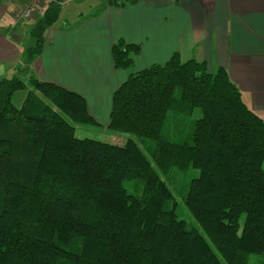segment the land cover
<instances>
[{
  "label": "trees",
  "instance_id": "obj_1",
  "mask_svg": "<svg viewBox=\"0 0 264 264\" xmlns=\"http://www.w3.org/2000/svg\"><path fill=\"white\" fill-rule=\"evenodd\" d=\"M63 2L44 5L20 69L41 53ZM139 52L115 40V69H130ZM25 88L16 107L12 97ZM195 108L202 115L192 140H166L168 113ZM75 124L98 125L79 93L35 76L0 78V264H249L251 255L264 257V120L225 68L175 52L119 85L107 127L151 140L148 153L132 138L121 146L78 137ZM190 167L199 175L184 203L197 226L178 217L164 178ZM132 180L134 191L126 186Z\"/></svg>",
  "mask_w": 264,
  "mask_h": 264
},
{
  "label": "crops",
  "instance_id": "obj_2",
  "mask_svg": "<svg viewBox=\"0 0 264 264\" xmlns=\"http://www.w3.org/2000/svg\"><path fill=\"white\" fill-rule=\"evenodd\" d=\"M27 1L15 2L12 17ZM9 10L0 0V78L27 72L75 91L99 125L108 126L114 91L131 73L165 63L175 52L182 61L194 58L211 70L225 68L244 102L264 120V0H139L126 7L103 6L73 25L49 28L41 53L23 70L27 47L1 24ZM119 38L140 46L128 70L113 64L111 48Z\"/></svg>",
  "mask_w": 264,
  "mask_h": 264
},
{
  "label": "rangeland",
  "instance_id": "obj_3",
  "mask_svg": "<svg viewBox=\"0 0 264 264\" xmlns=\"http://www.w3.org/2000/svg\"><path fill=\"white\" fill-rule=\"evenodd\" d=\"M49 1L50 0H44V3L47 4ZM15 2H18V0H2V3H5L10 7V10L1 24L5 27L8 25L13 33H17L22 37L23 40L21 45L24 47L32 46L35 41L31 36V30L42 16V9L44 8L43 6L42 8H39L30 21H20L11 15ZM106 2L107 0H64L59 18L52 27L73 25L78 21V19H84L91 14L97 13L103 6L106 5ZM19 75L25 82H28L30 79V74L27 72H22V74ZM14 76V73H10L5 77L12 78ZM27 95L28 89L25 88L17 90L12 97V103L16 107H20ZM176 96H179V91L176 92ZM201 115L202 112L199 108L192 109L191 111L171 110L167 115L163 127V137L166 140L177 143H181L186 140L191 141L196 121L201 117ZM66 119L72 122L68 117H66ZM75 126V134L81 138H94L121 146L125 145L129 138H132L140 146H142L147 153L149 152V148L154 146V142L151 140L143 139L128 132L114 131L99 124H75ZM198 175L199 170L190 167L186 172L175 170L164 176L167 184L170 186L175 195L171 206L174 207L178 217L184 219L189 226H197L198 224L193 215L187 209L184 203V198L190 189L191 180ZM136 183L137 182L134 180L127 181L126 186L130 191H134V185ZM249 264H264V257L258 254L251 255Z\"/></svg>",
  "mask_w": 264,
  "mask_h": 264
},
{
  "label": "built area",
  "instance_id": "obj_4",
  "mask_svg": "<svg viewBox=\"0 0 264 264\" xmlns=\"http://www.w3.org/2000/svg\"><path fill=\"white\" fill-rule=\"evenodd\" d=\"M44 0H28L23 3L22 7L17 8L13 15L17 20L32 19L36 11L44 6Z\"/></svg>",
  "mask_w": 264,
  "mask_h": 264
}]
</instances>
